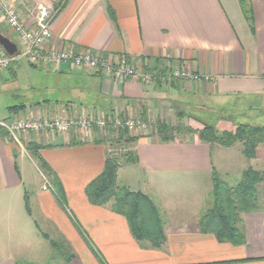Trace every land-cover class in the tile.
<instances>
[{"label": "crops", "instance_id": "1", "mask_svg": "<svg viewBox=\"0 0 264 264\" xmlns=\"http://www.w3.org/2000/svg\"><path fill=\"white\" fill-rule=\"evenodd\" d=\"M9 1L19 6L28 25L37 3L53 10L52 47L108 61L126 57L140 74L154 73L155 78L146 84L118 81L67 64L26 70L12 66L20 56L0 71V121L111 112L124 119L145 118L149 125L135 134L141 137L135 145L138 163L120 167L117 179L120 188L149 201L143 209V234L115 212L114 202L99 207L87 196L88 185L105 169V131L46 130L21 135L20 143L1 131L0 264H49L55 252L51 241L69 250V264H264V206L240 215L242 245L219 240L212 227L203 225L215 200L214 175L235 187L248 169L261 172L264 144L255 159H248L243 143H205L199 133L211 124L187 113L193 105L220 111L235 98L232 109L238 119L222 115L212 126L235 132L241 124L261 125L264 0H245L252 24L240 0H229L232 13L225 0ZM0 34L21 49L2 14ZM176 68L199 78L177 79ZM24 71L35 80L21 83ZM158 122L181 128L175 141L159 139ZM56 177L62 198L53 186ZM183 190L187 200L178 203L173 197Z\"/></svg>", "mask_w": 264, "mask_h": 264}, {"label": "trees", "instance_id": "2", "mask_svg": "<svg viewBox=\"0 0 264 264\" xmlns=\"http://www.w3.org/2000/svg\"><path fill=\"white\" fill-rule=\"evenodd\" d=\"M242 10L252 24L253 17L249 4L240 0ZM17 53L14 57L21 55V49L17 45ZM124 119V118H123ZM125 120V119H124ZM143 121H146L144 118ZM159 139L162 142H173L176 140V131L180 127H172L164 122L156 125ZM106 137L102 143L109 144V152L103 173L92 181L86 193L95 206H105L114 202L116 213L125 216L136 234H143L144 215L143 209L148 199L140 194L134 193L127 188H120L117 184L118 171L124 165L137 164L138 155L135 152V145L140 136H135L127 129H117L109 125L105 130ZM201 141L211 145L219 144L231 147L236 143L244 144V155L248 159L256 158V151L259 145L264 144V125L241 124L235 132H220L214 126L207 125L199 133ZM45 171L51 175L47 164H43ZM214 203L212 208L205 214L203 225L211 228L221 241H229L234 245H242L245 242L244 234L238 229L237 223L241 214L260 211L258 187L264 182V175L253 169L244 172L240 183L235 187L227 186L218 175H214ZM53 186L57 194L62 198L63 191L59 179L53 180ZM55 251L70 263L72 255L65 254L64 248L59 242L51 241ZM69 251V250H68Z\"/></svg>", "mask_w": 264, "mask_h": 264}, {"label": "built area", "instance_id": "3", "mask_svg": "<svg viewBox=\"0 0 264 264\" xmlns=\"http://www.w3.org/2000/svg\"><path fill=\"white\" fill-rule=\"evenodd\" d=\"M0 14L3 15L7 26L17 36V41L22 49V53L19 56L26 58L28 63L35 68L50 70L67 64L75 70L84 68L94 74L110 77L118 81L140 79L145 84L152 82L155 78L154 73L140 74L126 57L108 61L90 52H76L69 48L58 49L52 47L51 44H53L54 40L52 31L54 12L42 2L34 6L32 25L25 23L19 6L14 5L9 0H0ZM15 59L16 57L9 56L0 46V71L8 70ZM173 77L177 79L199 78L190 71L180 68L174 70ZM207 79L209 78L207 77ZM109 125L117 130L127 129L131 134L137 131H145L149 128L146 122L134 119L124 120L117 114L108 112L93 113L65 120H5L0 121V132H6L10 139L20 143L21 135L28 137L32 133H40L46 130L57 133H67L72 129L82 131L98 129L105 131Z\"/></svg>", "mask_w": 264, "mask_h": 264}, {"label": "rangeland", "instance_id": "4", "mask_svg": "<svg viewBox=\"0 0 264 264\" xmlns=\"http://www.w3.org/2000/svg\"><path fill=\"white\" fill-rule=\"evenodd\" d=\"M225 4L227 5V9L232 13L233 7L231 4V1L225 0ZM12 66L25 67L26 70H29V69L34 70L35 69L31 65H29L28 60L24 57L18 59L17 63H13ZM19 79H20L19 81H21V83H31L32 81L35 80L34 78H32L30 76L29 71L28 72L24 71V72L19 73ZM237 101L238 100H235V98H233L231 101V104H229V106L227 105L223 110H220V111H215V110L209 111V112L208 111H202V110H200L198 105H193V106L189 107V109L187 110L188 111L187 113H188L189 117L201 118L211 125H218L219 124V122H218L219 118H221L222 115L233 116L234 119H238L237 113L233 111V109H234L233 105H234V103H238ZM259 119L262 121L261 125H264V116L259 118ZM135 134H137V133L134 132L133 135H135ZM259 164H260V167H262V165H263L262 169H264V164L263 163H259ZM261 173L264 174V170H261ZM184 192L185 191L183 190L180 195L173 197V199L179 200L178 203H183V201L187 200V199H184L182 197V194H184ZM260 194L262 196H261V201H259V204L264 206V184H262V187L260 188ZM210 208H212V205H210ZM61 251L64 252L65 254L69 253L68 249H66V248H63ZM64 261H65L64 258L57 251H55V252L53 251L52 256H51V261L49 264H65Z\"/></svg>", "mask_w": 264, "mask_h": 264}, {"label": "water", "instance_id": "5", "mask_svg": "<svg viewBox=\"0 0 264 264\" xmlns=\"http://www.w3.org/2000/svg\"><path fill=\"white\" fill-rule=\"evenodd\" d=\"M0 46L11 57L15 56V54L18 51L17 46L13 42H11L8 38L4 37L1 34H0Z\"/></svg>", "mask_w": 264, "mask_h": 264}]
</instances>
